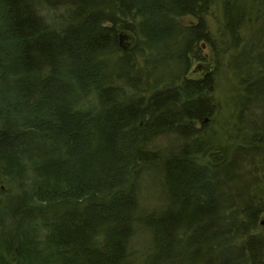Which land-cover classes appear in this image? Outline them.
Segmentation results:
<instances>
[{"label": "trees", "instance_id": "16d2710c", "mask_svg": "<svg viewBox=\"0 0 264 264\" xmlns=\"http://www.w3.org/2000/svg\"><path fill=\"white\" fill-rule=\"evenodd\" d=\"M217 4L235 45L239 0H0V264H126L137 224L146 264H264V59L227 147L213 76L187 77ZM154 172L166 204L141 214Z\"/></svg>", "mask_w": 264, "mask_h": 264}, {"label": "rangeland", "instance_id": "374dc122", "mask_svg": "<svg viewBox=\"0 0 264 264\" xmlns=\"http://www.w3.org/2000/svg\"><path fill=\"white\" fill-rule=\"evenodd\" d=\"M239 3L246 13L238 31L237 43L232 44L228 35L221 31L222 10L219 4L215 5L206 16L213 44L212 46L201 44L197 54L201 59H193L187 73L188 78H201L204 74L213 76L210 96L214 100V113L206 120L204 128V136L210 142V148L221 145L227 147L232 143L238 102L244 94L243 82L259 74L261 68L255 58L264 59V0H239ZM181 22L189 24L195 20L184 17ZM122 34L126 38L122 41L125 50H130L134 44L133 37L126 33ZM242 49L245 52L242 53ZM137 63L141 66L143 62L139 59ZM254 101V105L260 107L262 111L260 118H263L264 95ZM197 127L200 125L197 124ZM164 140L157 141L159 148H166L168 142L167 139ZM157 175L154 172L150 176L141 177L139 181L138 208L141 214L159 209L166 204L165 194ZM261 224L264 226V214L261 217ZM129 250L126 264L147 263L151 240L149 233L141 225L135 226Z\"/></svg>", "mask_w": 264, "mask_h": 264}, {"label": "water", "instance_id": "95a60500", "mask_svg": "<svg viewBox=\"0 0 264 264\" xmlns=\"http://www.w3.org/2000/svg\"><path fill=\"white\" fill-rule=\"evenodd\" d=\"M123 39H126L124 36H123V34L121 33L120 35H119V42H120V46H121V48L123 49V50H125L126 48L124 47V45H123Z\"/></svg>", "mask_w": 264, "mask_h": 264}]
</instances>
